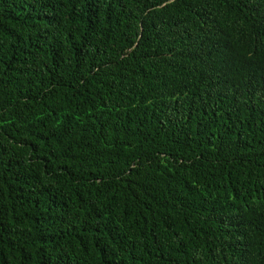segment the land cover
I'll return each instance as SVG.
<instances>
[{
	"label": "trees",
	"instance_id": "trees-1",
	"mask_svg": "<svg viewBox=\"0 0 264 264\" xmlns=\"http://www.w3.org/2000/svg\"><path fill=\"white\" fill-rule=\"evenodd\" d=\"M0 264H264V0H0Z\"/></svg>",
	"mask_w": 264,
	"mask_h": 264
}]
</instances>
